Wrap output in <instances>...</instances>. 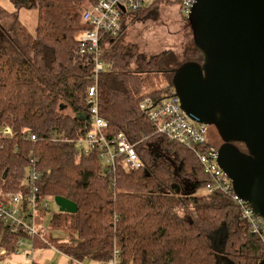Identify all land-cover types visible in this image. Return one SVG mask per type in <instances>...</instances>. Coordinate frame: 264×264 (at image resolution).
<instances>
[{"label":"trees","instance_id":"16d2710c","mask_svg":"<svg viewBox=\"0 0 264 264\" xmlns=\"http://www.w3.org/2000/svg\"><path fill=\"white\" fill-rule=\"evenodd\" d=\"M95 1L11 0L14 12L0 7V130L13 132L0 137V200L8 192L26 191L34 159L39 194L77 204L75 213L59 211L50 225L65 237L59 251L72 258L98 263L117 255L118 264H260L262 242L241 220L233 197L214 187L192 149L161 136L140 109L146 96L159 100L173 91L176 68L203 61L194 41L182 58L173 51L147 57L131 43L127 48L124 33L145 17L147 7L124 15L120 33L101 42L105 70L98 81L99 113L109 122L108 132H125L143 166L131 168L121 156L116 171L108 173L97 151H78L77 139L93 128L87 97L94 75L92 64L84 61L89 55L80 60L76 50L79 35L92 29L83 14ZM21 9L37 11L34 32L21 22ZM237 145L246 151L243 142ZM18 238L0 220V249L13 255ZM45 247L35 240L34 248Z\"/></svg>","mask_w":264,"mask_h":264},{"label":"water","instance_id":"95a60500","mask_svg":"<svg viewBox=\"0 0 264 264\" xmlns=\"http://www.w3.org/2000/svg\"><path fill=\"white\" fill-rule=\"evenodd\" d=\"M188 20L203 61L175 69L174 92L191 118L217 129L220 167L264 217V0H197ZM54 200L61 212L78 210L66 197Z\"/></svg>","mask_w":264,"mask_h":264},{"label":"built area","instance_id":"2783aa9c","mask_svg":"<svg viewBox=\"0 0 264 264\" xmlns=\"http://www.w3.org/2000/svg\"><path fill=\"white\" fill-rule=\"evenodd\" d=\"M148 1L157 0H96L84 12L83 19L89 21L92 29L83 31L78 38L79 48L76 53L80 60L88 56L93 66V83L88 90L87 104L93 128L82 138L77 139L78 151L82 155L91 154L97 151L108 173L117 169L119 157H125L128 166L141 168L143 162L128 136L123 131L111 135L108 132L109 122L99 113V76L105 70V63L102 60L100 44L106 36H117L123 27V18L127 13H133L146 7ZM171 3H178L182 14L189 16L192 7L197 0H167ZM140 109L156 124L157 131L161 136L170 141L181 143L192 149L198 156L205 173L209 174L215 182L214 187L231 195L240 208V218L251 233L256 234L263 245L264 250V217L257 214L248 202L241 199L233 190L231 179L220 167L218 159V147L208 141L207 124L199 123L191 118L181 107L179 96L174 89L168 95L159 100L146 96L140 102ZM13 132L9 127L0 130V137H12ZM35 140L36 135H30ZM28 170L29 182L25 192L6 193L0 200V220L4 226L15 235H18L17 248L14 254H20L27 240L32 243L37 238L43 239L45 213L48 210L47 198L39 194L40 175L34 159L30 162ZM213 191V186L209 188ZM42 209V218L39 219V210ZM4 253V249L2 250ZM61 252V251H60ZM32 253L27 252L29 264L35 261ZM117 255L107 261L95 264H118ZM80 264L89 262L79 261ZM260 264H264V255Z\"/></svg>","mask_w":264,"mask_h":264},{"label":"rangeland","instance_id":"374dc122","mask_svg":"<svg viewBox=\"0 0 264 264\" xmlns=\"http://www.w3.org/2000/svg\"><path fill=\"white\" fill-rule=\"evenodd\" d=\"M0 7L6 11L14 12L15 7L11 0H0ZM146 7L147 13L145 17L134 21L129 25V28L124 33L123 43L136 48V53L151 56L152 54L173 51L180 58H182L185 49L193 44V36L190 28L188 16L180 11L178 3H171L161 1L154 3L148 1ZM21 22L28 28L30 32H34L37 11L29 9H21L19 11ZM4 22L10 26V19L7 16L2 18ZM128 44L126 47L130 48ZM208 141L213 145L219 147L222 143L221 137L217 129L208 125L207 127ZM160 157L157 158L159 160ZM48 210L45 213L44 225L46 230L43 232V239L37 238L41 241L45 248H34L30 241L23 246L20 254H7L3 248L0 249V264H29L31 259H27V252H31L34 261L40 264H80L77 259L72 258L63 252L59 251V242L65 238L59 235L57 230H51L52 217L59 212V206L54 200V197H48ZM229 264H233L230 262Z\"/></svg>","mask_w":264,"mask_h":264},{"label":"crops","instance_id":"0c3cea01","mask_svg":"<svg viewBox=\"0 0 264 264\" xmlns=\"http://www.w3.org/2000/svg\"><path fill=\"white\" fill-rule=\"evenodd\" d=\"M89 264H95V262L91 261V262H89Z\"/></svg>","mask_w":264,"mask_h":264}]
</instances>
